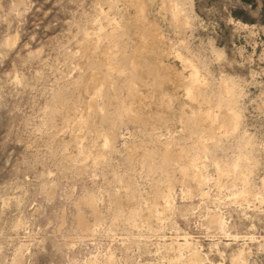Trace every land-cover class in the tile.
I'll list each match as a JSON object with an SVG mask.
<instances>
[{
    "label": "rangeland",
    "instance_id": "obj_1",
    "mask_svg": "<svg viewBox=\"0 0 264 264\" xmlns=\"http://www.w3.org/2000/svg\"><path fill=\"white\" fill-rule=\"evenodd\" d=\"M144 2L0 0V264H264V0Z\"/></svg>",
    "mask_w": 264,
    "mask_h": 264
},
{
    "label": "bare ground",
    "instance_id": "obj_2",
    "mask_svg": "<svg viewBox=\"0 0 264 264\" xmlns=\"http://www.w3.org/2000/svg\"><path fill=\"white\" fill-rule=\"evenodd\" d=\"M132 1H133V4H134V7L137 10V15H136V17H134L133 21H134V25L136 26L137 30H139V35H140L139 36V43L137 44V46H135L134 54L130 57V60H129V64L132 67H134V66L140 65V63L139 62L137 63V61H136V59H139L138 57H140V54H143L146 50L149 51L151 49V47H152V43L157 41V40L160 41V40H162V38L160 39V36H158V34H156L154 32L155 30L152 27L153 24H151L148 19H147L148 21L146 20V18H147V14L145 13L146 3L144 2V0H132ZM172 17H173L174 21L177 22L176 20L178 19V15H177L176 11H174L172 13ZM146 21L149 22L148 25H147ZM141 27H142L143 31L140 30ZM159 41H157V42H159ZM103 51L102 52L104 54V60H105L104 64L106 65V69L107 68L109 69L110 66H111V58H112V55H113V51L110 50V49H108V50L105 49ZM176 55H177L176 57L180 58L182 64L185 67L189 68V73L185 77L186 82H185V85H184V92L187 95V97L192 98V100H194V99L198 100L200 95H201V97L203 96V93H201L202 92L201 89H202V85H203V83H202V79L203 78L201 79V75H200L198 69L196 68L197 66H195L193 64V62L190 61L191 59L189 60V59L185 58L184 56H182L181 54H178V53H176ZM106 82H108V79H107L106 76H103L101 81H100V83L95 85V87H94L95 88L94 95L91 96V98H90V100H89V102H88V104L86 106V109L88 110V112H90L91 110H93L94 108L97 107V102H96L97 98L99 97V95H101L103 84L106 83ZM203 99H205V98H203ZM207 106H206L207 108H202V106H198V108H199L198 115H199V118H200L199 119V123L201 121L202 123L205 124V126L212 127V128H214L213 130H216V129L219 130V128L223 127V125H224V123H222V121L219 119V114H220L219 110H220V108L219 107H215V108L213 107L212 108V107H209V105H207ZM85 111H84V113H87V111L86 112ZM78 116H80V114H78ZM78 116L75 117V118L78 119ZM81 119H82V117H81ZM83 119H84V117H83ZM83 122H86V121H83ZM83 122L80 121V123H82V124H83ZM80 126H82V125L80 124ZM79 128L81 130V127H79ZM164 146H165L166 152H175L176 151V149L174 148V145L172 144L171 141L166 142L164 144ZM175 147H177V146H175ZM183 151H184V149H181L178 154H180ZM197 159L198 158H187L188 164L186 166L180 167V171L185 176L190 177L191 180H195L198 184H203L204 181H205V177L203 175L202 168H201V166L199 164L200 162L198 163ZM90 205H93V203H90ZM94 207H92V208H94ZM167 207H169V205ZM94 209H93V211H94ZM78 222H79V225L81 227L86 226L85 225L86 224L85 220H84V218H83V216L81 214L78 216ZM197 260H198L197 254L196 253H192L191 256H190V259L188 261H190V263L192 262V263L196 264Z\"/></svg>",
    "mask_w": 264,
    "mask_h": 264
}]
</instances>
